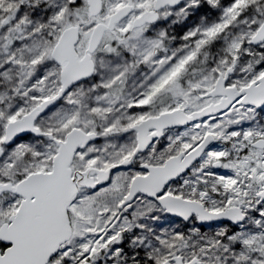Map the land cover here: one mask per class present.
<instances>
[{
  "label": "snow or ice",
  "instance_id": "1",
  "mask_svg": "<svg viewBox=\"0 0 264 264\" xmlns=\"http://www.w3.org/2000/svg\"><path fill=\"white\" fill-rule=\"evenodd\" d=\"M0 264H264V0H0Z\"/></svg>",
  "mask_w": 264,
  "mask_h": 264
}]
</instances>
